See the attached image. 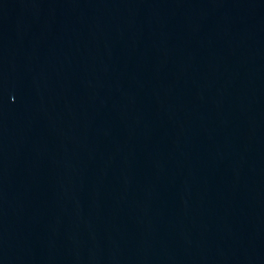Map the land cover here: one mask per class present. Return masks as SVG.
Returning <instances> with one entry per match:
<instances>
[{
    "label": "water",
    "instance_id": "95a60500",
    "mask_svg": "<svg viewBox=\"0 0 264 264\" xmlns=\"http://www.w3.org/2000/svg\"><path fill=\"white\" fill-rule=\"evenodd\" d=\"M0 264H264V0H0Z\"/></svg>",
    "mask_w": 264,
    "mask_h": 264
}]
</instances>
